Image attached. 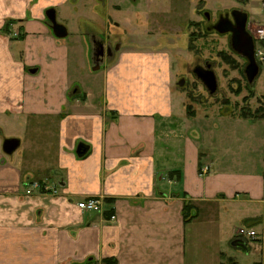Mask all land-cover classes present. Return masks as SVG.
Returning a JSON list of instances; mask_svg holds the SVG:
<instances>
[{
    "label": "crops",
    "instance_id": "0c3cea01",
    "mask_svg": "<svg viewBox=\"0 0 264 264\" xmlns=\"http://www.w3.org/2000/svg\"><path fill=\"white\" fill-rule=\"evenodd\" d=\"M67 1L0 0V60L8 62L0 126L59 128L50 168H27L23 152L5 161L0 154V264H264V115L185 117L167 80L154 87L156 77L132 61L102 71L109 101L98 103L70 81L62 41L70 33L58 39L45 23L46 11ZM15 41L22 49H12ZM134 72L150 82L142 95L132 89ZM180 140L183 151L170 154ZM32 182L54 185L57 196H27ZM89 198L102 200L101 213L77 208ZM185 204L195 208L187 223ZM240 227L256 234L238 242L245 249L234 245Z\"/></svg>",
    "mask_w": 264,
    "mask_h": 264
},
{
    "label": "rangeland",
    "instance_id": "374dc122",
    "mask_svg": "<svg viewBox=\"0 0 264 264\" xmlns=\"http://www.w3.org/2000/svg\"><path fill=\"white\" fill-rule=\"evenodd\" d=\"M54 9L56 22L66 27L68 34L70 33L62 40L69 49L70 81L73 85H80L85 91L93 90L98 103L109 101L102 71L127 70L131 68L132 61L133 69L150 72L156 77L152 79L154 87L161 88L167 80L166 83L173 92L172 101L179 106L183 105L182 113L185 117H188V106L200 117L204 114L213 116L222 113L239 116L249 112L246 115L253 120L264 115V63L258 65V76L249 84L244 75L247 61L232 50L230 36L206 32L203 17V13H208L210 23L213 24L220 14L223 16L235 10L244 12L247 15L246 30L253 37L255 48L261 53L260 57L264 58V40L257 39L258 32L264 30V0H68L63 6ZM195 22L201 25L198 32L192 28ZM45 23L49 26L46 19ZM85 26V32L79 30ZM8 27L4 29L5 34H10ZM79 31L84 35L83 47L76 48V51L72 40L79 37ZM86 34L90 38L109 37L108 44L112 51L114 45L119 48L113 51L109 59L98 65L93 64L88 55L90 44ZM191 34L194 36L190 39ZM13 37H16L15 34ZM18 37L19 35L16 38ZM12 47L22 49V43L15 41ZM1 50L5 51L3 48ZM3 61L0 60V70H8V66H5L8 62ZM205 64L211 66L217 80V90L213 95H209L192 74L197 65L204 68ZM94 65L99 70L92 72ZM135 72L131 74L132 89L141 93L144 88L150 87V82ZM144 81L147 82L146 86L142 85ZM180 81L184 82L182 87L178 86ZM31 121L28 126H24L22 121H11L8 127L0 126V154L7 138H17L21 144L12 158L16 159L18 153L23 152L28 158L19 162L24 161L22 164L27 165V168H50L54 155L52 144L54 147L57 145L59 135L57 123L34 132ZM207 124L204 125L205 128ZM209 124L212 126V123ZM183 145L180 140L170 154H180ZM156 154L160 152L156 151ZM4 156V161L11 158ZM34 158L40 160L36 159V162ZM242 254H245L244 251ZM241 264H252V259L244 257Z\"/></svg>",
    "mask_w": 264,
    "mask_h": 264
},
{
    "label": "water",
    "instance_id": "95a60500",
    "mask_svg": "<svg viewBox=\"0 0 264 264\" xmlns=\"http://www.w3.org/2000/svg\"><path fill=\"white\" fill-rule=\"evenodd\" d=\"M101 1V0H100ZM243 1V0H240ZM46 18L49 22V27L53 33V35L58 39H63L67 36V30L64 26L58 24L56 22V13L55 10L50 9L45 13ZM235 21V27L232 28L231 24L228 20H219L217 25L215 26V31L219 34H227L230 33V44L232 50L245 58L247 61V65L244 70V75L249 84H252L255 78L259 73V66L257 65L254 53L255 47L252 37L246 31L247 24V15L242 14L241 11H234L232 13ZM236 16V17H235ZM93 71L99 70V67L96 66L92 69ZM37 72L36 69L30 70V73L35 74ZM195 77L197 80L201 82L203 87L207 90L209 95L215 94L217 90V80L215 74L211 70L197 69L194 71ZM183 81L178 83V86H183ZM19 147V141L16 139H7L3 142L2 151L5 155H11L14 153ZM87 152V147L85 145H79L76 151V154L79 158L85 156ZM236 241L234 245H238L239 247L245 249V245L242 243H238Z\"/></svg>",
    "mask_w": 264,
    "mask_h": 264
},
{
    "label": "flooded vegetation",
    "instance_id": "af4514ba",
    "mask_svg": "<svg viewBox=\"0 0 264 264\" xmlns=\"http://www.w3.org/2000/svg\"><path fill=\"white\" fill-rule=\"evenodd\" d=\"M237 11V10H235ZM234 11L230 12V14H224L223 16H221V14L218 16L217 22L211 24L210 23V17L208 13H203V17L205 19V30L206 32H216L215 31V26L217 25V23L219 22V20H228L229 23L231 24V27L234 28L235 27V21H234V17L232 16V13ZM242 14H245L244 12L241 11ZM236 17V16H235ZM201 25L199 24V22H195L192 24V28L195 29V32H198V30L201 28ZM246 28H247V24H246ZM247 31V30H246ZM247 33L249 34V32L247 31ZM230 37L231 34L227 33ZM250 35V34H249ZM251 36V35H250ZM252 37V36H251ZM86 38H89V51H88V55H89V59L91 61V63L93 64H100L103 61L109 59L110 57H112L113 55V51H117L119 46L118 45H114L113 51L111 46L108 44L109 42V37L103 38V37H93L90 38L88 34H86ZM253 39V37H252ZM254 42V40H253ZM254 47H255V42H254ZM97 65H94L93 67H96ZM197 69H201L202 71L204 70H211V66L209 64H205V67L202 68L201 66L197 65L193 71L192 74H194V71ZM212 71V70H211ZM195 75V74H194Z\"/></svg>",
    "mask_w": 264,
    "mask_h": 264
},
{
    "label": "built area",
    "instance_id": "2783aa9c",
    "mask_svg": "<svg viewBox=\"0 0 264 264\" xmlns=\"http://www.w3.org/2000/svg\"><path fill=\"white\" fill-rule=\"evenodd\" d=\"M257 39L263 41L264 40V30H261L258 32ZM261 53L258 52V50L255 48L254 58L258 65H262L264 63V58L260 57ZM208 168H204L202 172L205 174L207 173ZM33 191H37L42 194H48L51 196H57L58 190L54 185H48L45 183H39V182H32L29 187L27 188L25 194L28 196L32 194ZM103 202L99 198H89L86 200H83L77 204V208L82 212L86 214H98L102 212ZM114 218L112 217L111 220ZM237 241H245V240H253L256 239L255 232L247 229V228H241L237 231Z\"/></svg>",
    "mask_w": 264,
    "mask_h": 264
},
{
    "label": "trees",
    "instance_id": "16d2710c",
    "mask_svg": "<svg viewBox=\"0 0 264 264\" xmlns=\"http://www.w3.org/2000/svg\"><path fill=\"white\" fill-rule=\"evenodd\" d=\"M194 36V34H191L190 35V39ZM226 62H229L227 61L226 57L223 58ZM227 64H231V63H227ZM248 88V87H247ZM261 110L263 111V109L261 108ZM186 111H187V116L190 118L194 115V112L193 110L188 106L186 107ZM245 113V112H244ZM241 114L239 115L241 118H245V119H250V117L246 114H248L249 112H247L245 115ZM257 118V117H256ZM194 210L195 208L191 205V204H185L183 206V218H184V221L185 223H187L188 221H190L192 219V217L194 216Z\"/></svg>",
    "mask_w": 264,
    "mask_h": 264
}]
</instances>
